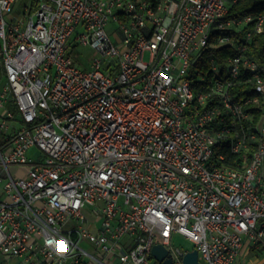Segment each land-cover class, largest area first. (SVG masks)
Returning a JSON list of instances; mask_svg holds the SVG:
<instances>
[{"label":"built area","instance_id":"built-area-1","mask_svg":"<svg viewBox=\"0 0 264 264\" xmlns=\"http://www.w3.org/2000/svg\"><path fill=\"white\" fill-rule=\"evenodd\" d=\"M17 1L0 0L5 264H152L155 243L181 264L174 233L200 263L264 264V64L246 53L264 10L230 18L235 0ZM223 46L232 54L203 69L205 51ZM239 82L256 95L240 100ZM218 144L252 151L225 164Z\"/></svg>","mask_w":264,"mask_h":264},{"label":"trees","instance_id":"trees-1","mask_svg":"<svg viewBox=\"0 0 264 264\" xmlns=\"http://www.w3.org/2000/svg\"><path fill=\"white\" fill-rule=\"evenodd\" d=\"M264 10V0H235L229 7L226 17H238L249 13H257ZM233 52L232 46H223L218 48H209L205 51L202 64L203 69L206 67L210 57H213L217 62L222 63ZM247 55L256 61L264 64V29L262 32L253 33L247 46ZM232 90L237 94L240 100L252 98L256 95L255 88L251 82L236 83ZM245 109L253 113V118L256 121L260 116V111L252 104L248 103ZM218 152L224 154L223 163L230 165H239L244 158L250 157L252 148L244 149L239 154H233L226 145L218 144L215 146ZM215 158V157H214ZM156 263V261H155Z\"/></svg>","mask_w":264,"mask_h":264},{"label":"rangeland","instance_id":"rangeland-1","mask_svg":"<svg viewBox=\"0 0 264 264\" xmlns=\"http://www.w3.org/2000/svg\"><path fill=\"white\" fill-rule=\"evenodd\" d=\"M25 1L26 0H18L17 4H16V9H18ZM79 51L81 52V54L77 58V61L81 65H84L85 63H87V58H89V56H91V49H90V47L85 46V47H80ZM147 57H148V55H147V53H145L143 55L144 60H146ZM0 69H1V65H0ZM2 83H3V78L0 77V88L2 86ZM36 154H37V150L35 148H31L27 152V155L29 157H34ZM84 213H85L86 219L93 220V218H94L93 213H91L90 211H87V210H85ZM171 245L174 247H180L183 250H189V249H192L194 247V244L192 241H190L188 238H185L183 235L178 234V233H174L172 235ZM84 246H85V244H84ZM150 261L152 264H155L156 260L154 257H151ZM0 264H5V261L3 260L1 255H0Z\"/></svg>","mask_w":264,"mask_h":264},{"label":"water","instance_id":"water-1","mask_svg":"<svg viewBox=\"0 0 264 264\" xmlns=\"http://www.w3.org/2000/svg\"><path fill=\"white\" fill-rule=\"evenodd\" d=\"M175 253L181 256V264H201L195 248L181 251L177 247ZM151 255L158 264H172L174 262L173 254L161 243H155L152 246Z\"/></svg>","mask_w":264,"mask_h":264},{"label":"flooded vegetation","instance_id":"flooded-vegetation-1","mask_svg":"<svg viewBox=\"0 0 264 264\" xmlns=\"http://www.w3.org/2000/svg\"><path fill=\"white\" fill-rule=\"evenodd\" d=\"M175 248H177V247H175ZM178 248H179V250L183 251V249H181L180 247H178ZM155 264H158V263L156 262ZM172 264H178V263H176V262L174 261Z\"/></svg>","mask_w":264,"mask_h":264}]
</instances>
